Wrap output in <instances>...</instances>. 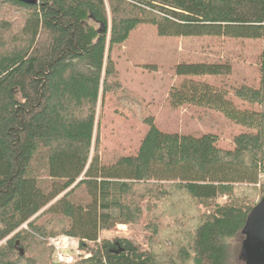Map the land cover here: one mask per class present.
<instances>
[{
	"label": "trees",
	"instance_id": "16d2710c",
	"mask_svg": "<svg viewBox=\"0 0 264 264\" xmlns=\"http://www.w3.org/2000/svg\"><path fill=\"white\" fill-rule=\"evenodd\" d=\"M142 25L165 38L262 40L258 87L203 81L230 77V63L176 66L183 81L170 92L172 108L197 106L242 126L232 149L214 134L166 133L148 119L134 155L104 159L96 128L118 85L113 51ZM236 98L264 106V0L0 1V264H64L48 244L64 236L91 254L73 264H245L264 110H242ZM145 214L148 250L100 241ZM166 233L184 240L175 253L157 248Z\"/></svg>",
	"mask_w": 264,
	"mask_h": 264
},
{
	"label": "rangeland",
	"instance_id": "374dc122",
	"mask_svg": "<svg viewBox=\"0 0 264 264\" xmlns=\"http://www.w3.org/2000/svg\"><path fill=\"white\" fill-rule=\"evenodd\" d=\"M14 16H19V13L15 12ZM262 49V40L225 37L165 38L160 37L152 26H140L123 46L113 51L112 57L118 71L114 83L118 85L114 88L115 92L107 95L106 111L96 128L104 159L109 161L114 157L134 155L149 131L148 119H153L156 126L166 133L193 136L214 134L219 138L220 147L232 149L234 137L245 131L242 126L227 120L221 113L197 106L172 108L170 92L183 81V78L176 76V66L180 63H230L233 68L230 77H204L203 81L218 87L224 83L230 87L241 84L258 87L261 81ZM235 101L242 110H264L263 105L251 107L237 98ZM98 110L100 120L101 102ZM256 188L257 191L264 192L263 189ZM259 191L252 197L257 204L264 196ZM181 194L176 192L174 196L179 197ZM226 200L220 198L219 202L224 203ZM143 208L146 213L147 204ZM203 211L208 212L206 208ZM148 222L145 214L144 221L138 225H118L111 231L103 232L100 241L127 239L143 250H148L151 235L146 228ZM167 226L171 229L170 224ZM166 234L168 236L162 240V246L157 248L164 254L175 253L177 246L184 243V240L179 236L174 239L169 233ZM78 246V242L74 241L72 248L63 253L74 255ZM45 262L48 260L43 261Z\"/></svg>",
	"mask_w": 264,
	"mask_h": 264
},
{
	"label": "water",
	"instance_id": "95a60500",
	"mask_svg": "<svg viewBox=\"0 0 264 264\" xmlns=\"http://www.w3.org/2000/svg\"><path fill=\"white\" fill-rule=\"evenodd\" d=\"M10 1H17L28 6L39 5V0ZM243 236L241 256L245 264H264V198L249 214Z\"/></svg>",
	"mask_w": 264,
	"mask_h": 264
},
{
	"label": "bare ground",
	"instance_id": "6f19581e",
	"mask_svg": "<svg viewBox=\"0 0 264 264\" xmlns=\"http://www.w3.org/2000/svg\"><path fill=\"white\" fill-rule=\"evenodd\" d=\"M264 166V165H263ZM52 241H62L65 243L64 247L61 249H57L54 244H52ZM72 238L68 236L59 237V238H49L48 244L49 246L53 247L57 252V258L61 263L64 264H73V262L79 258L89 259L91 258V254L88 252H85L80 249H76L74 255H65L63 252L68 251L72 248Z\"/></svg>",
	"mask_w": 264,
	"mask_h": 264
},
{
	"label": "built area",
	"instance_id": "2783aa9c",
	"mask_svg": "<svg viewBox=\"0 0 264 264\" xmlns=\"http://www.w3.org/2000/svg\"><path fill=\"white\" fill-rule=\"evenodd\" d=\"M257 187L264 189V166L262 167V169L260 171L259 181L257 183ZM52 244H54L57 249H61L65 245V243L62 241H52Z\"/></svg>",
	"mask_w": 264,
	"mask_h": 264
},
{
	"label": "crops",
	"instance_id": "0c3cea01",
	"mask_svg": "<svg viewBox=\"0 0 264 264\" xmlns=\"http://www.w3.org/2000/svg\"><path fill=\"white\" fill-rule=\"evenodd\" d=\"M98 108H99V107H98ZM73 242H74V241H73ZM73 242H72V243H73Z\"/></svg>",
	"mask_w": 264,
	"mask_h": 264
}]
</instances>
